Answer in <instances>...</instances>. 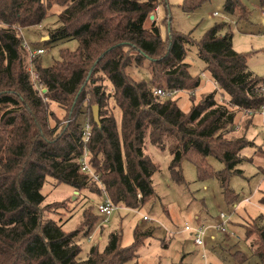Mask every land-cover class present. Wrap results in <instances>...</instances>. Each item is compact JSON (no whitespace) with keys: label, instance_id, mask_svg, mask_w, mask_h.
<instances>
[{"label":"trees","instance_id":"obj_1","mask_svg":"<svg viewBox=\"0 0 264 264\" xmlns=\"http://www.w3.org/2000/svg\"><path fill=\"white\" fill-rule=\"evenodd\" d=\"M207 1L182 0L180 8L190 13ZM163 2L0 0V264H126L161 228L139 222L133 228V241L124 246L120 220L102 249L94 245L81 258L79 235L92 233L102 220L100 214L84 208L82 221L68 231L62 222L45 216L67 207L66 199L42 204L46 177L75 192L87 189L102 196L99 184L80 170L86 118L91 132L86 143L89 165L118 207L137 209L153 199L151 177L159 165L145 151L146 142L164 149L167 140L171 181L185 183L181 163L188 160L198 180L218 181L227 204L238 201L229 179L242 172L238 163L250 160L242 150L252 145L246 132L253 116L247 117L242 132H236L237 115L247 111L251 115L261 108L264 80L248 68L247 54L233 48L225 21L213 23L199 40L171 26L163 37L155 16L150 18ZM257 3L264 7V0ZM53 4L62 7L57 25L48 29V39L40 44L74 39L77 46L60 48L50 65H43L41 55L35 57L32 77L21 30L40 25ZM222 9L238 20H249L251 15L243 0H223ZM167 20L171 21L166 17L163 22ZM187 44H195L205 64L203 71L217 88L199 101L189 96L191 105L185 112L176 96L161 98L153 90L193 92L200 87L202 78L193 76L184 61ZM132 66L144 67L148 78H134L128 72ZM102 75L110 84L109 91L101 83ZM38 87L47 91L40 95ZM218 92L226 95L227 103L218 100ZM51 103L65 112L62 118ZM92 105L98 106V123L93 120ZM209 156L223 167L215 169ZM258 204L264 208V190ZM244 239L257 259L255 264H264L263 213L245 224ZM215 246L223 247L213 245V254ZM227 253L234 262L223 264H243L249 258L240 250ZM182 258L172 264H184Z\"/></svg>","mask_w":264,"mask_h":264},{"label":"rangeland","instance_id":"obj_2","mask_svg":"<svg viewBox=\"0 0 264 264\" xmlns=\"http://www.w3.org/2000/svg\"><path fill=\"white\" fill-rule=\"evenodd\" d=\"M181 2L182 0H164L155 10L153 16H155L156 23L159 24L163 37L166 36L169 26H171L182 33L190 32L192 38L199 40L213 23L225 21L230 26L233 48L237 52L247 54L248 68L264 80V24L257 0H243L251 10L249 20H238L235 16L224 13L223 0L203 2L200 7L190 13L181 10ZM61 9L62 7L58 4H53L49 16L40 25L21 30L23 41L31 46L37 43V47L44 49V53L41 55L43 65L52 64L58 58L60 48L74 49L77 46V41L74 39H60L40 44L48 39V29L57 25V15ZM214 11L217 12L216 15L213 14ZM209 13L210 15H208ZM166 17H169L171 21L167 20L164 23L163 19ZM185 49L184 61L189 65V72L193 76L201 77L202 74L205 76L204 79L201 77L200 87L195 91L189 93L180 91L176 95L179 107L186 112L191 105L189 96L194 95L195 100L199 101L204 94L217 88V84L215 83L214 86L208 72L203 71L205 64L197 56L195 44H187ZM143 68L132 66L128 68V72L136 79L141 77L147 79L148 74ZM102 77L101 83L105 90L109 91L110 84L103 75ZM217 98L220 102L227 103L224 93L218 92ZM112 104L111 100L110 105L112 106ZM50 106L60 118L64 116L65 112L55 103H51ZM114 114L117 121H120V113L117 109ZM248 116H253V123L248 124L246 134L247 137L251 133L254 134L253 138L257 146H247L243 149L242 154L252 158L238 163L236 167L242 172L231 174L229 179L230 187L239 196V202L227 204L223 199L218 181L216 179L198 180L194 165L188 160H183L181 163L185 183H174L171 181L168 171L171 160L168 151L170 141L165 142L167 147L164 149H159L146 142L145 151L159 165V169L151 177L155 196L150 202L137 209L119 207L107 218L106 222L101 220L92 233L86 236L79 235V244L82 249L80 257L85 258L94 245L102 249L107 243L108 234L119 227L121 220V244L124 246L133 241V228L137 223L144 222L146 225L154 223L161 227L155 232L154 237L148 238L138 249L137 257L126 264H133L135 261L139 264H172L182 255L184 264L191 263V259H194L192 257L199 256V249L193 244L189 232L184 230L185 224L203 225L207 228L208 234L214 235L213 241L206 240L209 249L212 245L223 246L221 249L213 247V256H210L211 254L207 250L209 263L223 264V261L225 263V261L230 262L229 260L234 262L231 257H228L227 251L240 250L249 255L248 260L243 264H255L257 259L250 254L249 241L244 239V226L250 222L251 218L260 213L264 214V208L258 204V198L264 190V115L258 114V112L251 115L238 113L236 132L244 130ZM53 124L54 122L51 121L50 125ZM257 147H261L262 150L254 155L253 152ZM208 162L217 170L223 167V164L213 157L209 156ZM41 192L45 196L43 205L53 201L67 200V207H60L53 213L45 214V216H51L58 222H62L65 231L73 229L82 221L84 208L95 213L96 205L100 200V197L87 189L75 192L67 184H56L51 177H46ZM241 197H249V202L244 203L241 201ZM220 212L229 216L230 222L225 226L227 233H220L215 228L216 223L219 222ZM143 215L149 216L151 220H143Z\"/></svg>","mask_w":264,"mask_h":264},{"label":"built area","instance_id":"obj_3","mask_svg":"<svg viewBox=\"0 0 264 264\" xmlns=\"http://www.w3.org/2000/svg\"><path fill=\"white\" fill-rule=\"evenodd\" d=\"M214 15L217 14L216 11L213 12ZM260 16L262 19V22L264 24V7H260ZM264 34V31H263ZM23 45L27 50L28 53V60H29V70L30 74L32 77H35V72L31 68V62L32 60L44 53V49L42 47H37V48H32L30 45L27 44V42L23 41ZM203 79L205 78L204 74L201 76ZM264 91V86L263 89ZM38 91L40 95L45 93L47 89L45 87H38ZM154 94L161 97V98H169V97H175L178 95L180 90L177 89H164V88H154L153 90ZM189 93L188 91H186ZM258 114L264 115V102L261 106V108L257 111ZM246 113H250L247 111ZM91 137V132H90V124L89 120L86 118L85 123H84V130H83V142H84V149L83 153L80 156L79 159V165H80V170L85 173H89L90 176L94 181H96L99 186L102 188V196L100 197V200L98 201L96 205V211L98 214H100L102 221L106 222L107 218L114 212V210L118 209L119 207L115 205L110 198L106 195L103 185L99 179V175L95 173L92 168L89 165V151L87 148L86 143ZM263 138H264V133H263ZM138 197L140 196L139 194L137 195ZM245 198V199H243ZM241 201L244 202H249V197H241ZM143 220H151L149 216L143 215L142 216ZM229 216L225 215L223 212H220L219 214V222L216 223L215 228L220 232V233H227L226 229V224L228 223ZM184 230L189 232L190 237L192 239L193 244L199 249V260L197 262H192L189 264H210L209 259H208V253H207V246H206V237L208 235V230L205 226L203 225H184Z\"/></svg>","mask_w":264,"mask_h":264},{"label":"crops","instance_id":"obj_4","mask_svg":"<svg viewBox=\"0 0 264 264\" xmlns=\"http://www.w3.org/2000/svg\"><path fill=\"white\" fill-rule=\"evenodd\" d=\"M208 15H210V13H209ZM262 23H263V22H262ZM206 80H207V78H206ZM213 84H214V86H215V82H214V81H213ZM263 118H264V116H263ZM252 123H253V122H252ZM247 132H248V130H247ZM247 132H246V133H247ZM246 136H247V134H246ZM253 137H254V134L251 133V135H250L249 137H247V138H248L250 141H252V145H251V146H257V144L255 143V140H254ZM261 150H262L261 147H257V148L255 149V151L253 152V154L255 155L256 152H261ZM242 151H243V150H242ZM245 156H246V155H245ZM246 157H249V156H246ZM249 158H250V157H249ZM251 158H252V157H251ZM251 158H250V160H251ZM244 203H246V202H244ZM212 239L214 240V235L211 234V233L208 234L206 240L208 241V240H212ZM213 240H212V241H213ZM206 246H207V245H206ZM212 246H213V245H212ZM212 246H211V247H212ZM211 247H210V249L207 247V250H208L209 254H211L210 256H213V255H212V252H211ZM192 258H194V259H191V263H192V262H197L198 259H199V256L197 255V256H194V257H192Z\"/></svg>","mask_w":264,"mask_h":264},{"label":"water","instance_id":"obj_5","mask_svg":"<svg viewBox=\"0 0 264 264\" xmlns=\"http://www.w3.org/2000/svg\"><path fill=\"white\" fill-rule=\"evenodd\" d=\"M150 18H153V15H151ZM44 38H46V37H44ZM92 117H93V120L96 123H98L99 113H98V106L97 105L92 106Z\"/></svg>","mask_w":264,"mask_h":264}]
</instances>
